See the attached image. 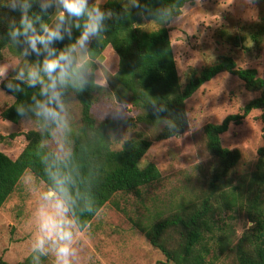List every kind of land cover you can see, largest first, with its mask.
<instances>
[{"label": "trees", "instance_id": "obj_1", "mask_svg": "<svg viewBox=\"0 0 264 264\" xmlns=\"http://www.w3.org/2000/svg\"><path fill=\"white\" fill-rule=\"evenodd\" d=\"M194 1L198 0H135L133 5L123 6L117 0H105L98 6L106 14L103 30L90 40L85 52L86 60L78 64L76 59L70 70L73 74H80L86 85L81 90L78 84L69 83L62 89L65 105L62 139L67 152L61 158L45 145L57 126L46 123L30 111L35 106L33 97L39 101L44 99L40 95L41 86L29 87L25 81L15 77L3 79L0 90L12 100L0 111V119L13 124L32 120L35 128L23 134L25 144L14 159L0 152V208L25 171L40 181L47 191L56 188L53 175L68 177L70 183L66 187L74 201L72 208L84 230L106 203L118 210L113 201L115 195L139 197L142 189L159 181L160 174L152 163L141 165L140 161L150 146L142 132H134L132 137L121 142L118 149H113L112 135L123 121H97L91 115L97 95L105 92L94 77L96 65L102 63L105 51L116 61L115 72L109 79L110 89L118 100L133 110L135 123L145 128H157L153 136L155 141L182 134L186 127L184 102L215 75L228 73L256 96L241 106L237 113L226 115L218 124L207 123L200 129L204 149L214 161L210 180L170 212L154 216L136 227L169 264H213L219 257L226 264H264V77H258L252 68H236L229 56H220L193 72L182 86L179 85L166 26L180 15L183 5ZM3 3L4 0H0V5ZM0 9L3 12L8 10ZM51 11V7L41 11L38 2L32 3L29 16L33 18L38 35H43L41 25L49 26L53 21V28L57 23V15L52 17ZM11 15H17L19 19V13ZM36 16L40 17L38 21ZM86 19V16L68 18L64 28L71 35L62 28L63 39H53L49 44L56 55L76 43ZM142 20L153 22L157 27L143 31L139 28ZM77 24L81 27L77 28ZM9 30L7 21L0 22V61L3 51H6L12 56L22 57L31 67L37 62L42 63L47 56L43 46L38 42L39 54L30 50L28 55H23V48L27 47L23 37L20 38L21 43L16 44L9 37ZM241 31L242 27H238L235 33L221 29L217 32L218 41L237 48L243 47L247 38L255 51L261 50L264 45V15L251 24L247 34ZM44 79L47 82V78ZM8 82L18 85L20 91L9 92L5 87ZM72 101L78 114L75 120L69 117ZM20 105L27 111V118L17 116L16 108ZM253 110L259 112L261 144L256 150L253 168L245 177L246 187L235 191L238 188H228L226 184L238 162L239 152L221 147L219 137L229 125H239ZM2 139L0 135V143ZM86 206H93L94 212L81 214V209ZM231 208H236L251 224L239 235L230 223L222 219V214ZM31 259L32 254L15 264H31ZM0 264L8 263L0 259Z\"/></svg>", "mask_w": 264, "mask_h": 264}, {"label": "rangeland", "instance_id": "obj_2", "mask_svg": "<svg viewBox=\"0 0 264 264\" xmlns=\"http://www.w3.org/2000/svg\"><path fill=\"white\" fill-rule=\"evenodd\" d=\"M103 1L87 0L92 7ZM118 1L125 6L133 5V0ZM51 10L52 17L57 15L55 4ZM11 14L8 10L3 12L0 9V15L15 16L18 20L17 15ZM262 15L264 0H198L183 5L180 15L171 19L166 26L179 85L182 86L193 72L220 56H229L236 68H252L258 77H264V45L261 50L255 51L246 38L243 47L232 48L220 43L217 38V32L221 29L235 33L238 27H242V34H247L251 24ZM52 26L53 21L48 27ZM156 27L153 22L146 20H142L139 25L143 31H151ZM75 55L78 64L86 60L85 53ZM2 58L0 68L7 70L6 77L16 78L20 70L27 73L31 67L22 57L12 56L6 51H3ZM115 64L116 61L105 51L102 63L96 65L94 77L105 92L97 95L91 115L97 121H123L112 135L113 149H118L121 142L132 137L134 132H142L150 141V146L140 161L141 165L152 163L157 168L160 179L142 189L139 197L132 194L115 195L113 201L118 210L106 203L88 226L76 233L74 247L78 254L73 259V264H169L148 244L136 226L145 224L154 216L170 212L210 180L209 173L214 161L204 149L200 129L207 123L218 124L226 115L237 113L256 94L246 91L235 76L219 73L202 84L184 102V132L176 137L155 141L153 136L157 128H145L135 123L133 110L128 104L118 100L110 89L109 79L115 72ZM11 100L0 90V111ZM73 103L72 101L69 109L71 120H75L78 115ZM258 113L257 110L251 111L239 125H229L219 137L221 147L239 152L238 162L226 184L228 188H238L235 191H242L246 187L245 177L253 168L256 150L261 144ZM34 128L32 120H21L13 124L0 119V135L3 138L0 152L14 159L25 144L23 134ZM62 138V132L56 127L52 137L45 142L46 147L59 158L67 152ZM46 191L40 181L25 171L13 193L0 208L2 261L15 264L32 254L31 264H55L50 246L46 247V254L34 253L31 248L36 231L34 210L42 202L41 194ZM222 216L237 235L251 226L236 208L225 211ZM213 264H226V261L219 257Z\"/></svg>", "mask_w": 264, "mask_h": 264}, {"label": "clouds", "instance_id": "obj_3", "mask_svg": "<svg viewBox=\"0 0 264 264\" xmlns=\"http://www.w3.org/2000/svg\"><path fill=\"white\" fill-rule=\"evenodd\" d=\"M38 2L41 11H47L54 4L57 10V23L53 28L41 25L43 35L37 34L33 18L29 16L32 3ZM135 3V0H133ZM138 6V5H137ZM0 7L7 8L9 12L19 13L17 17L0 15V22L7 19L9 32L8 35L16 44L23 43L27 47L23 48V55H28L29 51L39 54L40 49L37 43L43 46L47 53L46 58L36 65L30 67L25 73L20 70L16 79L25 81L29 87L41 86L40 95L44 97L42 101L36 100L34 108L30 109L37 117L42 118L48 124H55L57 130L62 132L65 127L64 116L65 105L63 102V91L69 83L79 85L82 90L86 81L80 74L71 73L72 66L76 63L74 53L83 55L88 48L90 40L99 35L103 30V21L106 14L98 7L89 8L87 0H4ZM107 15H111L108 13ZM86 16L83 24V31L75 44L71 45L59 55L49 47L53 39H63L61 29L64 28L68 18H80ZM40 17L36 16L35 20ZM77 28L81 25L77 24ZM71 35L67 28H64ZM6 69L0 68V83L6 77ZM44 77L47 78L45 82ZM5 87L9 92L20 91L18 85L8 82ZM17 116L27 118V111L23 105L16 108ZM63 149H61L62 151ZM56 188L41 194L42 201L34 210L33 222L35 224V235L31 248L34 253L46 254V247L50 246L51 252L55 257V264H73V259L77 256V249L74 247L76 233L81 232V222L79 216L73 211L74 201L66 185L70 183L68 177L61 178L53 175ZM84 212L93 213V206H86L81 209ZM36 259V258H34Z\"/></svg>", "mask_w": 264, "mask_h": 264}, {"label": "crops", "instance_id": "obj_4", "mask_svg": "<svg viewBox=\"0 0 264 264\" xmlns=\"http://www.w3.org/2000/svg\"><path fill=\"white\" fill-rule=\"evenodd\" d=\"M105 1V0H104ZM103 1V2H104ZM118 1V0H117ZM103 2H101V3H103ZM119 2V1H118ZM101 3H99V4H97V5H95V7H98ZM123 6H125V5H123Z\"/></svg>", "mask_w": 264, "mask_h": 264}]
</instances>
